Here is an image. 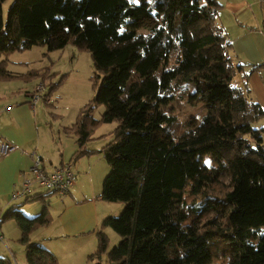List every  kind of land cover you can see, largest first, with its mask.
<instances>
[{"label":"trees","instance_id":"trees-1","mask_svg":"<svg viewBox=\"0 0 264 264\" xmlns=\"http://www.w3.org/2000/svg\"><path fill=\"white\" fill-rule=\"evenodd\" d=\"M2 4L0 79L45 74L9 71L10 53L70 43L90 53L100 77L94 100L104 107L99 119L80 109L70 128L79 148L96 125L116 123L99 150L109 165L100 198L124 208L96 229L92 264L108 248L106 227L119 235L111 264H264V126L254 125L264 109L231 82L240 66L216 0H12L6 17ZM188 97L205 112L179 132L173 102ZM4 217L19 228L28 264H59L29 240L49 223L46 206L28 217L12 205ZM0 264L13 262L0 256Z\"/></svg>","mask_w":264,"mask_h":264},{"label":"crops","instance_id":"crops-1","mask_svg":"<svg viewBox=\"0 0 264 264\" xmlns=\"http://www.w3.org/2000/svg\"><path fill=\"white\" fill-rule=\"evenodd\" d=\"M216 1L220 4L216 22L230 42L229 56L233 65L240 66L231 82L244 89L248 98L258 102L264 109V65L252 69V66L264 63V0ZM40 48L42 55L39 56L40 52L37 51L36 58L20 60L24 65L17 70L7 66L10 62L7 58L6 68L17 74L29 71L45 73V47ZM40 80L42 77L0 79V137L17 147L8 155L0 156V244L7 245L5 235H8L24 248L14 219L4 217L10 206L18 205V210L28 217L39 213L46 206L50 221L29 234L30 242L38 243L49 252L56 253L55 247L60 239L71 240L70 243L82 246V252H78L80 259L84 252L88 249L91 252L96 247V229L103 218L120 213L124 203L100 198L101 183L106 176L108 163L106 160L107 165L104 163L105 157L99 150L107 142L94 140H104L103 136L91 133L90 139L79 148L77 137L70 129L77 115L69 123L70 120L65 119L62 114L49 111L50 107L56 110L52 104L54 99L51 98L55 83L49 85L42 80L44 88L40 92L41 96L32 102L34 85ZM45 84L48 85V90ZM6 106L10 108L6 110ZM49 118L60 119V127L55 128L56 124H52ZM255 124L256 127L264 126V117ZM79 149L88 152L74 158L75 151ZM34 153L40 156L45 171H51L63 163H71L75 182L66 195L60 196L54 191H48L52 194H44L38 199H12V193L21 188L23 175L29 173ZM38 192L45 191L34 185L29 195ZM104 231L106 233L108 227ZM55 258L57 259L56 256Z\"/></svg>","mask_w":264,"mask_h":264},{"label":"rangeland","instance_id":"rangeland-1","mask_svg":"<svg viewBox=\"0 0 264 264\" xmlns=\"http://www.w3.org/2000/svg\"><path fill=\"white\" fill-rule=\"evenodd\" d=\"M11 1L12 0H3L2 9L4 17H6ZM139 27V31L143 32L144 29L142 28V25H139ZM40 47L43 46H35L34 44L30 50L14 51L10 53V55H8L10 62L7 66L17 70V68L24 65L23 63H20V60L36 58L35 56H38V52H40L39 56L42 55L41 51L39 50L41 49ZM44 53L45 57H43V64H45V74L42 75V80H44L45 83H48L49 85L51 83H55L56 85L59 83L57 86L54 85L51 91V98L54 99L52 100V104L55 105L56 110L54 107H50L49 111L52 110L58 114H62L65 119L70 120L68 121L70 123L71 121L75 120L74 118L83 106H89L92 115L91 117L94 119H99L104 107L103 105L96 103L94 97L100 82V77L97 78L95 76L97 72L93 66L90 53L87 50L78 48L70 43L61 49L55 50H47L45 47ZM11 61H14L15 63H12ZM189 87V93L192 94L194 91L193 85H189ZM45 88L48 90V85L45 84ZM204 112V103L197 97H188L181 101L176 99L173 102V113L179 123V132L182 131L186 126L198 122ZM49 120L52 122V124H56L55 128L60 127V119L53 120L52 118H49ZM115 126V122L99 123L96 125L92 130V134L94 136L102 135L104 140L96 139L94 142L97 141L106 143L110 141L112 139L111 132ZM204 161L209 163V157H205ZM104 163L107 165L106 161ZM107 172L108 165L105 175ZM50 194H52V192L49 193V195ZM55 198H57L56 195ZM105 234L107 236L108 248L100 254L99 261L101 264H111L107 261V252L108 249L118 243L119 235L109 227ZM5 236L8 242L7 245L0 244V256L9 258L13 264H28L25 259L23 246L13 241L8 235ZM95 237V245L97 247V236ZM70 241L71 240H59V244H57L55 247L56 253L52 252L57 257V259H60L61 263L59 262V259L57 262H59V264H76L79 261V264H92L93 261H89L88 254L93 253L96 247L91 249V252H89L88 249V251L84 252L79 259L78 252H82V246H80L78 243H70Z\"/></svg>","mask_w":264,"mask_h":264},{"label":"built area","instance_id":"built-area-1","mask_svg":"<svg viewBox=\"0 0 264 264\" xmlns=\"http://www.w3.org/2000/svg\"><path fill=\"white\" fill-rule=\"evenodd\" d=\"M44 88V83L39 81L34 85L32 93V102L41 96L40 92ZM10 106H6L8 110ZM17 147L2 137H0V156L4 157L14 151ZM75 182V174L72 170L70 162L63 163L51 171H45L41 165V159L38 154H33V163L27 175H23L21 179V188L12 193V199L27 198L32 186L36 185L43 190L54 191L60 196H64L69 192V189ZM0 240L2 236L0 235Z\"/></svg>","mask_w":264,"mask_h":264}]
</instances>
